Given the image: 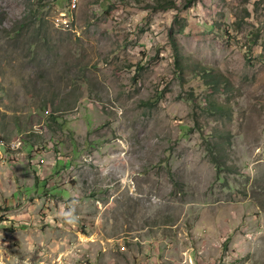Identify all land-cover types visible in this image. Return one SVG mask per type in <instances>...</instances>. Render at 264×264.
Returning a JSON list of instances; mask_svg holds the SVG:
<instances>
[{"label": "rangeland", "instance_id": "obj_1", "mask_svg": "<svg viewBox=\"0 0 264 264\" xmlns=\"http://www.w3.org/2000/svg\"><path fill=\"white\" fill-rule=\"evenodd\" d=\"M187 1L0 0V264H264V0Z\"/></svg>", "mask_w": 264, "mask_h": 264}, {"label": "trees", "instance_id": "obj_2", "mask_svg": "<svg viewBox=\"0 0 264 264\" xmlns=\"http://www.w3.org/2000/svg\"><path fill=\"white\" fill-rule=\"evenodd\" d=\"M194 0H188L187 3H186V7L190 6L192 3H193ZM175 4L174 3H171L170 5H165L164 8H172L174 7ZM1 15V13H0ZM0 22H2V18L0 17ZM173 43H174V48L176 50V61L179 62V54H180V49H179V46L177 44V41L176 39H173ZM202 76H203V79L206 80V78H209V84H211L212 88H214V90H218L219 88H223V91L224 92H230L231 91V88H232V85L230 83V81L228 79H221V75H212L211 73H209L208 71H204L202 72ZM218 111H223V107H218L217 109V112Z\"/></svg>", "mask_w": 264, "mask_h": 264}, {"label": "clouds", "instance_id": "obj_3", "mask_svg": "<svg viewBox=\"0 0 264 264\" xmlns=\"http://www.w3.org/2000/svg\"><path fill=\"white\" fill-rule=\"evenodd\" d=\"M77 203L75 199H73L69 205H67L63 211H61L60 215L63 221L67 224L75 223L78 219L77 215L75 214L74 206ZM13 257L12 264H30V256L22 255V259L18 255H10Z\"/></svg>", "mask_w": 264, "mask_h": 264}, {"label": "built area", "instance_id": "obj_4", "mask_svg": "<svg viewBox=\"0 0 264 264\" xmlns=\"http://www.w3.org/2000/svg\"><path fill=\"white\" fill-rule=\"evenodd\" d=\"M5 145H6L5 140H2V139L0 138V146H5Z\"/></svg>", "mask_w": 264, "mask_h": 264}]
</instances>
